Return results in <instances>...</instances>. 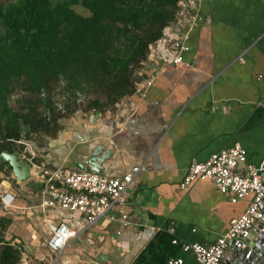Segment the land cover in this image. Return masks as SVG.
<instances>
[{
    "label": "crops",
    "instance_id": "obj_1",
    "mask_svg": "<svg viewBox=\"0 0 264 264\" xmlns=\"http://www.w3.org/2000/svg\"><path fill=\"white\" fill-rule=\"evenodd\" d=\"M202 14L185 56L190 66L145 64V91L107 111L65 117L56 137L26 141L43 166L92 170L91 154L102 147L101 173L142 168L127 192L128 227L110 214L88 225L78 213L44 211L37 178H4L0 189L16 200L0 215L13 220L5 237L22 248L21 264H197L182 244L214 243L248 207L251 197L233 203L210 179L181 183L194 162L236 143L251 164L264 159V0H203ZM60 220L79 233L58 254L49 224Z\"/></svg>",
    "mask_w": 264,
    "mask_h": 264
},
{
    "label": "trees",
    "instance_id": "obj_2",
    "mask_svg": "<svg viewBox=\"0 0 264 264\" xmlns=\"http://www.w3.org/2000/svg\"><path fill=\"white\" fill-rule=\"evenodd\" d=\"M178 1L0 0V153L22 152L18 141L34 135L56 137L80 110L107 111L135 96L149 45ZM0 173L13 171L0 162ZM12 221L0 215V264L22 262V248L5 237Z\"/></svg>",
    "mask_w": 264,
    "mask_h": 264
},
{
    "label": "built area",
    "instance_id": "obj_3",
    "mask_svg": "<svg viewBox=\"0 0 264 264\" xmlns=\"http://www.w3.org/2000/svg\"><path fill=\"white\" fill-rule=\"evenodd\" d=\"M202 2L203 0L178 1L174 19L162 29L161 36L149 45L145 64L191 65L185 56L191 48L192 31L198 28L204 19ZM158 73L156 71L152 74L147 82L148 86ZM137 88L138 93L145 91L142 87ZM78 100L85 103L88 98L79 94ZM58 106L64 110L61 103H58ZM18 143L25 144L22 155L31 163L32 176L43 185L40 207L44 211L58 209L78 213L88 225H93L110 214L111 218L119 221L123 227L129 226L127 192L142 168L140 164L134 165L129 172L120 176L62 166L48 167L36 163L38 156L30 142ZM198 178L212 180L221 192L230 194L233 203L248 197L252 200L245 211L231 222L230 229L214 243H183V250L192 253L197 264H224L225 258L232 260L236 253L242 252H247L248 259L253 253L255 242L264 236V209L261 207L264 202V179L260 167L251 164L247 150L241 143H236L228 149L212 154L206 161L194 162L185 175L181 188H187ZM15 200L16 197L12 193L0 189L2 210L11 209ZM49 230V247L58 254L79 233L65 220L50 223ZM254 231L256 236L252 238ZM173 243L177 244L178 241L174 240ZM182 263V258L170 260V264Z\"/></svg>",
    "mask_w": 264,
    "mask_h": 264
},
{
    "label": "water",
    "instance_id": "obj_4",
    "mask_svg": "<svg viewBox=\"0 0 264 264\" xmlns=\"http://www.w3.org/2000/svg\"><path fill=\"white\" fill-rule=\"evenodd\" d=\"M101 150L102 147L97 148L91 154L90 157L92 170L99 173H101L103 170L101 166V162H103L104 159L108 158L107 155L103 157L100 156ZM20 157H21L20 152L11 153L9 151H3L0 153V162L7 163L8 167L12 168L16 180H18L19 182H26L32 177L31 165L30 163H26L25 165H23V163L20 160ZM258 167H260V173L264 179V159L260 163V166ZM77 168L84 170L85 165L77 164ZM261 207L264 209V202L261 203ZM255 236H256V231H254L252 238H254ZM246 255L247 252H242L240 254L236 253L232 260H229V258H225L224 264H264V236L260 237L255 242L253 246V253L248 259H246Z\"/></svg>",
    "mask_w": 264,
    "mask_h": 264
},
{
    "label": "rangeland",
    "instance_id": "obj_5",
    "mask_svg": "<svg viewBox=\"0 0 264 264\" xmlns=\"http://www.w3.org/2000/svg\"><path fill=\"white\" fill-rule=\"evenodd\" d=\"M54 1H57V0H54ZM75 9L78 11V12H80V13H82V14H84V15H89V11L88 10H86V9H84L83 7H81V6H75ZM34 140L35 141H37V142H42L43 141V138H41V137H35L34 138ZM22 157V156H21ZM20 157V160H21V162L23 163V165H25L26 163H27V161L22 157L21 158ZM31 164V163H30ZM1 177L2 178H6V180H8V178L9 177H7V176H5V175H3V174H1ZM63 212H68V211H63Z\"/></svg>",
    "mask_w": 264,
    "mask_h": 264
}]
</instances>
